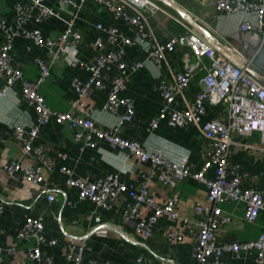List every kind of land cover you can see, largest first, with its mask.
Wrapping results in <instances>:
<instances>
[{
	"label": "crops",
	"instance_id": "0c3cea01",
	"mask_svg": "<svg viewBox=\"0 0 264 264\" xmlns=\"http://www.w3.org/2000/svg\"><path fill=\"white\" fill-rule=\"evenodd\" d=\"M23 2L24 0H0V21H4L12 31L17 30L15 6ZM154 2L160 10L145 13L151 41L163 44L171 37L188 30L212 44L219 53H223L225 47H233L248 61L259 48L250 62L249 73L253 76L263 73L264 42L260 47L263 37L254 31H241L240 15L224 16L218 13L215 8L216 0H175V6H170L163 0ZM48 4L56 7L53 1ZM61 10L65 18L76 15L74 29L82 35L76 53L79 65L71 67L66 61H57L51 67L47 81L40 86L39 94L52 111L72 112L76 115L78 111L72 106L75 99L72 82L74 79L81 82L89 79L88 72L80 64L94 58V40L106 39V34L97 31L95 26H114L131 39L134 38V29L127 22L114 19L104 7L98 6L92 0L84 1L77 10L69 6H64ZM128 14L133 15L131 11ZM31 27L32 25L28 28ZM36 28L45 37H52L64 29V24L50 19ZM4 41L5 34L0 31V44ZM11 47L13 62L21 67L24 78L35 79L38 67L34 59L39 57L47 61L45 51L35 48L21 36L15 37ZM228 56L235 61L231 53ZM125 60L129 64L146 63L145 53L138 45L127 48ZM185 62L197 67L200 65L187 51L178 49L167 57L166 63L158 66L148 62L129 75L124 96L134 100L135 117L131 123L119 127L118 133L123 138L146 145L151 150L161 151L174 161H187L193 172H197L203 165L202 153L206 149V141L198 128L188 126L172 129L165 123H160L153 134L147 130L149 119L159 110L161 97L158 85L161 79L182 72ZM237 63L242 65V62ZM209 64L208 59L201 60V65L208 67ZM112 73V70H106L103 76L108 79ZM204 74V70L196 72L189 91L184 95L187 102H191L194 94L200 90L198 81ZM3 84L4 77L0 75V89ZM105 99V92L92 89L88 91L82 104L90 109L92 119L99 127H114L117 116L103 111ZM176 102L172 108L183 110L182 99L177 98ZM35 118L33 110L22 99L18 83L7 90L6 97H0V206L3 207L0 217V247L14 249L12 254L6 253L3 256V264H32L27 259L26 249L32 247L34 241L22 242L16 238V233L22 229L27 218H37L43 222V236L47 243L41 248L42 255L50 257L53 264H68L64 260L63 251L77 242L84 243L86 247L83 253L85 262L93 260L102 264H194L192 248L199 231L198 222L205 220L204 216L195 213L194 207L197 203L209 206L207 189L203 184L189 178L175 182L170 187L166 186L150 177L149 165L125 158L104 142H98L95 149L86 148L81 151L80 143L75 140V132L67 123L50 122L40 128L34 146L41 148L46 164L50 163L49 166H44L37 157H26L21 144L12 135L15 125H22L28 130ZM213 118L225 120V109L208 107L202 123ZM231 140L229 162L241 172V188L263 193L264 145L259 142V134H234ZM12 162L20 163L25 168L40 167L43 182L33 185L25 182L21 175L8 176L4 166ZM61 167L71 170L75 178H87L90 181L118 174L127 185L145 182L157 205L163 204L171 196L178 199V219H159L150 239L144 240L141 235L134 233L133 223L125 221L122 215L124 207L133 202L131 198L122 196L110 210L81 201L76 190L67 186V176L61 173ZM206 177L214 178L213 169L208 170ZM49 191H61L62 195L57 196L54 202H48L46 195ZM220 208L229 221L218 227V244L252 241L264 233V213H260L255 222L248 223L244 219V204L227 202ZM149 213V209L142 207L139 219H146ZM96 217L100 218L99 224L95 222ZM98 227L107 229L106 236L99 237L94 234ZM171 233H177L182 240L172 239ZM50 241H55L56 245L50 246ZM221 263L257 264L252 255L245 254H224Z\"/></svg>",
	"mask_w": 264,
	"mask_h": 264
},
{
	"label": "built area",
	"instance_id": "2783aa9c",
	"mask_svg": "<svg viewBox=\"0 0 264 264\" xmlns=\"http://www.w3.org/2000/svg\"><path fill=\"white\" fill-rule=\"evenodd\" d=\"M49 1H53L56 7L49 5ZM84 1L86 0H24L22 4L15 6L16 31H12L4 21H0V31L5 34V41L0 44V75L4 77L0 97H6L7 90L18 83L23 101L33 110L36 117L28 130L22 125L13 127V138L21 144L23 154L26 157L35 156L44 166H49L50 163L46 164L41 148L34 146L40 128L50 122L67 123L74 130L75 140L80 143L81 151L86 148L95 149L98 142H104L125 158L149 165L150 177L169 187L175 182L193 178L206 187L209 203V206L197 203L194 207L196 214L205 217V220L198 222L199 231L192 248L194 264H222L221 257L224 254L252 255L257 264H264V233L252 241L218 244L216 238L219 225L229 221V218L222 214V204H244V219L248 223L255 222L259 214L264 213V192L242 189L241 172L229 162L231 136L234 134L245 136L258 133L259 142L264 145V71L254 76L249 73L250 62L260 49L258 48L248 61L233 47H225L224 54L219 53L212 44L188 30L171 37L163 44L151 41L145 13L160 10L154 0H92L98 6L104 7L114 19H121L133 27L134 38L125 36L114 26L96 25L95 29L103 31L106 39L94 40V58L80 64L88 72L89 79L85 82L74 79L72 82L75 93L72 106L78 114L55 112L46 105L45 99L39 94V88L47 81L51 67L57 61H66L71 67L79 65L76 53L82 35L74 29L76 15L65 18L61 9L69 6L77 10ZM163 1L170 6L176 5L175 0ZM215 8L224 16L240 15V30L259 33L263 37L261 47L264 42V0H216ZM128 11L133 15L128 14ZM50 19L62 22L64 29L55 36L45 37L36 26ZM30 25L32 27L28 28ZM19 36L47 54V61L39 57L34 59L38 67L35 79H25L21 67L13 62L11 43ZM132 45L142 48L146 63L160 66L167 62L170 54L183 49L197 60L198 65L200 64L197 67L185 62L182 72L161 79L158 85L161 97L159 110L147 123L150 134L158 129L160 123H165L172 129L188 126L198 128L206 141V149L202 153L203 165L199 171L193 172L187 161H174L163 152L151 150L146 145L123 138L118 133L119 127L131 123L135 117L134 100L124 96L129 75L146 64L126 62V50ZM228 53L235 57V61ZM202 59L210 61L208 67L201 65ZM237 62H242V65ZM106 70L113 71L108 79L103 76ZM201 70H204L205 74L198 81L200 90L194 94L191 102H187L184 95L189 91L196 72ZM92 89L106 93L102 108L105 113L117 116L114 127H99L92 119L90 109L83 106V99ZM177 98L182 99L183 110L172 108V105L177 104ZM208 107L225 109V120L213 118L202 123ZM210 169L214 171L213 179L206 177ZM4 171L8 176L21 175L25 182L33 185L43 182L40 167L25 168L20 163L12 162L4 166ZM60 171L67 176V186L76 190L79 200L88 201L100 209L110 210L122 196L131 198L133 202L124 207L122 215L125 221L133 223L134 233L141 235L144 240L150 239L159 219H178V199L171 196L163 204L157 205L145 182L127 185L118 174L90 181L87 178H75L73 172L65 167H61ZM60 194L62 195L61 191L47 192L48 202H54ZM142 207L150 210L144 220L139 219ZM2 214L3 207L0 206V217ZM95 222L99 224L100 218L96 217ZM43 231L44 224L40 219L27 218L22 229L16 233V238L22 242L34 241V245L26 249L27 259L32 264H53L50 257L42 255L41 248L47 243ZM94 234L99 237L106 236L107 229L98 227ZM170 237L177 241L182 240L177 233H171ZM48 244L54 246L56 242L50 241ZM85 250L84 243H73L64 249V260L68 264H102L93 260L83 261ZM13 252V248L0 247V264H3V256L6 253Z\"/></svg>",
	"mask_w": 264,
	"mask_h": 264
}]
</instances>
